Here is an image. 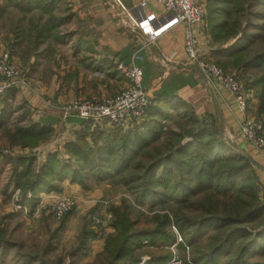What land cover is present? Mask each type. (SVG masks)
<instances>
[{
  "label": "crops",
  "instance_id": "crops-1",
  "mask_svg": "<svg viewBox=\"0 0 264 264\" xmlns=\"http://www.w3.org/2000/svg\"><path fill=\"white\" fill-rule=\"evenodd\" d=\"M40 1L44 3H40L39 8H36V6L31 7L32 0H0V54L10 52L13 61L27 78L26 86L7 92L11 94L8 102L12 98H24L28 103L27 118L21 122L26 124L32 120L34 123L51 127L54 129V135L48 142L32 149L12 146L14 149L10 151L9 156L1 153L4 158L33 156L36 168L54 153L58 155L59 160L69 161L70 156L66 152L65 145L77 139L83 121L76 117L64 118L59 107L75 100H83L81 98L102 100L123 91L127 87V82L117 69L118 63L123 62L143 70V84L152 92L153 99L160 93L176 96V106L171 109V119L166 122L169 128H175L173 124L170 126L173 123L172 118L177 117V112L186 110L188 106L197 118L207 119V123L214 124L220 136L232 145L236 152L244 154L253 162L261 189L264 190V151H258L250 142L239 136L244 122L258 117L262 110L259 100L255 98L259 91L256 84H251L254 89H250L248 109L243 112L234 97L222 85L207 80L190 63L184 48L186 35L184 24L169 28L152 41L148 34H144L136 26L127 12H132L143 0ZM33 3L37 4L34 1ZM147 14L155 16L159 25L168 21L163 8L154 0H150L148 4ZM203 24L195 25L192 29L199 38L201 56L211 60L213 52L219 45L213 43L211 33ZM53 58L58 62L56 77L62 78L58 80V90L54 92L46 89L37 80L28 78L42 74L38 70L35 71L38 59L50 61ZM247 79L253 81L250 76H247ZM90 84L92 86L89 88ZM98 84L101 85L97 86ZM115 84L120 91L116 92L114 87L113 90L112 85ZM55 93H58L56 97ZM50 94H54L55 103L58 104L57 109H50L48 103L51 100L46 101L45 95ZM177 100L184 105H180ZM179 107L182 110L178 109ZM140 123H144V120ZM227 138L233 143L226 140ZM235 139L236 142L233 141ZM3 160L0 165V202L4 198L12 197L14 208L11 215L24 209L20 216H23L26 222L47 219V214L43 212L40 214L37 208L28 212L26 205L31 195H21L22 202L20 201L19 205L13 198L14 194L10 196V192L15 189L12 165ZM121 191H124L121 186L112 185L109 181L94 183L89 189H85L78 183L65 180L62 182L60 192L40 193L41 199L48 197L58 199L59 196L74 198L76 212L66 220L63 229L52 238L58 228L54 230L47 243L39 247L20 244L18 248H22L25 252L19 254L20 259L17 258L18 251H14L17 244L10 242L7 235V239L2 242L4 245L3 250L0 249V258L12 259L11 264H43L44 262L58 264L61 248L77 247L78 237L85 229L90 216L108 220L112 225L110 208L119 205ZM117 192L118 195L113 196ZM18 193L15 195L17 196ZM90 227L93 236L87 240V250L83 251L80 257H77L81 254L80 250H76V255H73L76 257L72 262L68 252L66 260L68 264H94L103 255L109 237H97L93 222ZM110 227L113 234L114 229ZM140 255L138 252V257L132 261V264L138 258L141 259Z\"/></svg>",
  "mask_w": 264,
  "mask_h": 264
},
{
  "label": "trees",
  "instance_id": "trees-1",
  "mask_svg": "<svg viewBox=\"0 0 264 264\" xmlns=\"http://www.w3.org/2000/svg\"><path fill=\"white\" fill-rule=\"evenodd\" d=\"M251 1L211 0L212 39L214 44H220L213 57L218 67L224 70L248 71L255 68L261 71L262 75L255 82L260 89L264 110V52L250 57L248 45H244L250 37L246 33L237 37L242 30L241 20L247 5L264 2ZM40 3L44 2L32 0L31 7L39 8ZM231 39L236 40L224 46ZM4 97V107H7L10 92ZM175 99L176 96L166 93L156 95L144 123H137L128 131L109 128L79 133L75 141L65 145L69 161L59 160L54 153L36 168L33 156L16 160L4 158L12 165L15 189L22 196L31 195V210L36 208L33 203L39 199L40 193L60 192L65 180L78 183L85 189L94 183L109 181L112 185L128 188L136 196L133 198L137 204L150 210L166 209L170 202L177 204L178 209L170 208L169 212L160 214L154 212L152 228L138 226V220H132L131 208L126 203L112 206L114 233L107 239L103 255L94 264H132L143 243L156 244L164 240L175 244L176 236L169 231L171 226L182 236L184 244L177 245L183 249L184 245L185 249L194 247L209 227L217 230L219 235L212 238L216 243L199 259L193 260L195 264H215L222 255H228L231 245L236 246V252L225 264H245L249 256L264 253V200L260 199V181L253 162L224 142L214 124L202 123L188 106L186 110L177 112L179 130L171 129L164 133V123L171 119L170 111L176 106ZM24 115L19 121L25 119L27 114ZM7 120L0 116V129H4L11 147L32 149L48 142L54 135L53 128L32 120L11 128L7 126ZM163 133L166 138L161 143ZM0 157L4 155L0 154ZM199 190L208 193V201L200 204L203 208L201 218L192 220L181 211L184 203ZM211 192L225 198V202L221 205L213 201ZM66 219L57 233L63 229ZM190 226L195 228L188 234ZM86 229L78 237L76 250L79 249L80 253L87 250V240L93 236L92 231L87 232ZM3 236L4 231L1 230L0 249L4 245ZM159 252L151 254L153 263L162 264L170 260V253ZM68 257L75 256L69 253ZM138 261L139 258L134 264Z\"/></svg>",
  "mask_w": 264,
  "mask_h": 264
},
{
  "label": "rangeland",
  "instance_id": "rangeland-1",
  "mask_svg": "<svg viewBox=\"0 0 264 264\" xmlns=\"http://www.w3.org/2000/svg\"><path fill=\"white\" fill-rule=\"evenodd\" d=\"M197 1L202 2V4L205 7V10L207 13V19L203 25L205 26V29L209 33H211L210 19H209L211 0H197ZM245 12H244L245 13L244 17L241 20L242 30L240 31V33L237 37H239L240 35H242L244 33H246L247 36L250 37L249 39L246 40V43H244V45H246V46L248 45V49L250 51V53H249L250 57H254L257 54L264 52V2L261 1L256 5L248 4ZM211 37H212V33H211ZM234 40H236V39L229 40L227 44H229V43L232 44L234 42ZM212 41H213V39H212ZM208 60H210V59H208ZM210 61L213 62L215 65H217L215 63L214 57ZM37 63H38V66L37 67L35 66V71L38 70L42 74L40 76H35V77L28 76V78L30 80H34V81L37 80L46 89L51 90L52 92L58 90V80L62 79V78L56 77L57 76L56 69L58 70V62L54 61V58H53L50 61L38 59ZM33 70L34 69H32V71ZM225 71L240 77L243 80V82L246 84L249 91H250V89L251 90L254 89L251 87L252 86L251 84L254 83V85H255L256 84V82H255L256 78L262 75L261 71L256 70L255 68H252L248 71H241L240 69H234V71H232V70H225ZM246 74H247V76H250L253 78L252 82L249 79H247ZM100 85L101 84H98L97 86H100ZM91 86L92 85L90 84L89 88ZM113 87L116 89V92L120 91L117 84L112 85V88ZM114 88H113V90H114ZM111 94H113V93H111ZM47 95H45L47 98L46 101L51 100V102L48 103L49 106L51 107L50 109H54V108L57 109L58 104L55 103L56 101L54 99V94H50L49 96H47ZM56 95H58V93H55V97H56ZM255 98L259 100V103H260L259 106H261V108H262V100L260 99V89H259L258 93L255 95ZM81 99L85 100L84 98H81ZM5 100H6V98L4 96L0 97V114H1L0 116H5L8 119L7 120V126L11 128V127L18 125V124H24L23 122H21L19 120H22L21 117L24 114L25 115L27 114L26 110L28 107V105H27L28 103L26 102V100L24 98L23 99H19V98L13 99L12 98L10 100L11 103L7 101V104L9 106L4 107L5 106V104H4ZM152 102H153V100H152ZM64 105H66V104H64ZM59 110H60V107H59ZM26 118H27V115L25 116V119ZM263 118H264V110L262 109L259 113V116L254 118V119L259 121V120H262ZM178 120H177V117L172 118L171 121L173 123L170 124V126L173 124V126H175L174 129H176L177 131L179 130L178 125H179L180 119H178ZM200 121L202 123H207V119H204V118ZM171 129H173V127L169 128L168 124L164 123L163 132L164 131L169 132V130H171ZM164 133L162 134V136L160 138L161 143H163L164 142L163 140H165V138H166ZM239 136H240V133H239ZM221 139L224 142L228 143L222 137H221ZM226 140L233 143L231 141V139H229V138H227ZM233 141L236 142V139ZM12 149H14V148L9 146L7 139L5 137L4 129H1L0 130V154L3 153L5 155V153H6L9 156L10 151L12 152ZM242 155H244V154H242ZM17 158H19V157H16L14 159L16 160ZM3 159H4V157H0V165L2 164V162H4ZM255 171H256V169H255ZM256 175H257V171H256ZM8 176H9V174L7 175L6 179L8 178ZM257 177H258V175H257ZM123 190L124 191H121L122 196L120 197V202H119L118 207L122 206V205H124V203H126L131 208L132 220H134V221L138 220V222H139L138 226H146V227L152 228V227H154V223H153V219L155 216L153 214L154 212L160 214V213H162V211L169 212L170 208H172V210L176 209V208L178 209L177 204L176 203L171 204V202L168 204L166 209H164V208L161 209L160 207L155 208L154 210H150L147 207L142 208V207H140L139 204H137V201L134 199L136 196L134 194H132V192L128 188L127 189L123 188ZM157 190L161 191V189H159V188H157ZM263 192H264V190H263V188L261 189V184H260V199L262 201L264 200V193ZM16 193H18V191L16 189H14V191L12 190V193L10 192V196H12V194H14L13 198L15 199V202L18 201L17 205H19L22 202L21 193L19 192L17 196L15 195ZM50 193H47V194H50ZM119 194H120V192H119ZM207 194L208 193L204 190H199L196 194H193V196L189 198L188 202L184 203V205H183L184 207L182 208L181 213L187 215L192 220L193 219H196V220L200 219L202 216L201 211L203 209L202 207H200V204H204L208 201L207 200V197H208ZM117 195H118V192L113 194V196H117ZM211 197L213 198V201H216V203H219L221 205L225 202V198H222L221 196H217V195L214 196L212 194V192H211ZM29 198H31V197L29 196ZM175 198H177V197H175ZM30 201H31V199H30ZM30 201H28V203L26 205L28 208V212H30V210L32 209ZM57 202H58L57 198L50 199V197H48L45 199H41L39 197V199L36 201V203L34 202L33 204L36 205L37 209H39L38 211L40 214H41V212H43L44 214H47V216H48L47 219L43 218L39 222L38 221L34 222L33 220H29V222H26L25 219H23V216H20L21 211L23 212L24 209H21L19 213H15L14 215H11L13 212V208H14V206L12 204V197L2 199V201L0 202V231L1 230L4 231V236H3L4 239H7V235H8V237L10 238V242H13V243L15 242L17 244L16 247H14V251L15 252L18 251V253H17L18 257L17 258H19V256H20L19 254H21L22 252L25 253L24 251H22L23 250L22 248H18L20 246V244L22 245V244L26 243L27 245L30 244L31 247H34V245L36 247H39L42 244L47 243L49 238H50V235H52L54 230H56L58 228L57 225L61 224L66 218H67L66 220H68L76 212V206H75L72 209V211L62 215V217H58V215L53 213L52 208H51V205L53 203H57ZM42 204L46 205L47 207L45 209H40ZM92 217H96V216H92ZM92 217L90 216L89 221H87V225L85 227V228H87L86 229L87 232L92 231V228L90 227L91 222H93ZM97 218H99V217H97ZM111 218H112V215H111ZM110 221H111V219H110ZM106 222L110 226H112L111 223L108 222V220ZM28 223H30V224H28ZM194 228H195L194 226L188 227L187 228L188 234L193 232ZM169 231L173 235L176 236V243L175 244H177V240L180 237L182 238V236L180 234H177L178 231L176 229H174L173 226H171L169 228ZM253 232L254 231H252V233ZM57 234L58 233L56 232V234H54L52 236V238H54ZM216 234H217V230L212 226V227H209L197 239L196 245L192 248H186L185 249V245H184V249L181 248L179 245L184 244V243H182V241H183V238H182V240L179 242L180 244L177 245L176 248H173V245H174L173 242H167V241L163 240V241H161V243H156V244H149V243L144 244L143 243L141 249L138 250V252L141 254L140 255L141 259L148 258L151 260L152 259L151 254H154V253L160 251L159 253H170L171 254L170 260L173 257H177L182 262H184L185 264H195V262H193V260L199 259L201 254L209 251L210 247L216 243V241H213V239H212L214 235L215 236L219 235V234H217V235ZM179 235H180V237H179ZM80 236H81V234H80ZM52 240H54V239H52ZM77 241L79 242V240H77ZM61 250H62L61 254L59 252L60 255H58V264H68V261H66L68 252L72 253V256L76 255L75 246L72 248L63 246V248H61ZM235 252H236V246L231 245L230 251L228 252V255H226V254L222 255L221 258L215 264H225V262L227 260H229V258H231L235 254ZM83 253L84 252H82L77 257L82 256ZM72 261H73V258H71V262ZM12 262H13L12 259L8 260V258H0V264H11ZM263 262H264V253L263 254L258 253L256 255L249 256L248 258L245 259V264H255V263H263Z\"/></svg>",
  "mask_w": 264,
  "mask_h": 264
},
{
  "label": "built area",
  "instance_id": "built-area-1",
  "mask_svg": "<svg viewBox=\"0 0 264 264\" xmlns=\"http://www.w3.org/2000/svg\"><path fill=\"white\" fill-rule=\"evenodd\" d=\"M163 8L168 21L159 25L155 16L148 15L150 0H143L128 17L149 39L155 40L169 28L184 24L186 27L185 52L190 63L197 68L209 81L222 85L236 100L240 110L246 112L249 104L250 91L243 80L215 65L200 54L199 38L192 27L203 24L207 13L202 2L197 0H154ZM120 74L125 78L127 87L118 94L102 100H75L62 105L60 110L64 118L76 117L83 121L81 132L94 133L102 129H120L128 131L135 124L143 121L152 105V92L143 84L144 72L135 65L120 62L117 65ZM27 85V79L20 67L13 61L10 52L0 54V97L8 91L17 90ZM240 137L250 142L258 151H264V118L257 121L250 119L244 122ZM76 201L68 196H59L58 202L51 205L58 217L72 211ZM47 206L42 204L40 209ZM96 236L108 237L112 228L102 218L92 217ZM180 237V235H179ZM182 240L180 237L177 244ZM177 244L173 245L176 248ZM136 264H155L148 258L140 259ZM162 264H185L173 257Z\"/></svg>",
  "mask_w": 264,
  "mask_h": 264
}]
</instances>
